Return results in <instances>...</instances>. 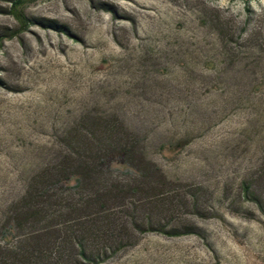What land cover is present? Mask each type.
Instances as JSON below:
<instances>
[{
	"label": "rangeland",
	"instance_id": "obj_1",
	"mask_svg": "<svg viewBox=\"0 0 264 264\" xmlns=\"http://www.w3.org/2000/svg\"><path fill=\"white\" fill-rule=\"evenodd\" d=\"M12 1L0 0V246L65 134L113 119L171 183L152 218L198 234L146 233L102 264H264V0H28L24 31Z\"/></svg>",
	"mask_w": 264,
	"mask_h": 264
},
{
	"label": "trees",
	"instance_id": "obj_2",
	"mask_svg": "<svg viewBox=\"0 0 264 264\" xmlns=\"http://www.w3.org/2000/svg\"><path fill=\"white\" fill-rule=\"evenodd\" d=\"M27 4L13 0L7 11L18 31L31 23L23 12ZM62 146L64 152L29 178L12 205L2 226L0 264H102L146 233L198 234L193 226L152 218L173 204L167 195L171 183L119 121L92 120L68 131ZM244 194L255 200L247 187ZM183 195L195 204L194 191Z\"/></svg>",
	"mask_w": 264,
	"mask_h": 264
},
{
	"label": "water",
	"instance_id": "obj_3",
	"mask_svg": "<svg viewBox=\"0 0 264 264\" xmlns=\"http://www.w3.org/2000/svg\"><path fill=\"white\" fill-rule=\"evenodd\" d=\"M241 1H248V0H241Z\"/></svg>",
	"mask_w": 264,
	"mask_h": 264
}]
</instances>
